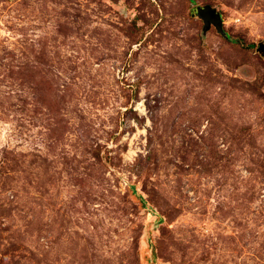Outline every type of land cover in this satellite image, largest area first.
I'll list each match as a JSON object with an SVG mask.
<instances>
[{
  "label": "rangeland",
  "instance_id": "374dc122",
  "mask_svg": "<svg viewBox=\"0 0 264 264\" xmlns=\"http://www.w3.org/2000/svg\"><path fill=\"white\" fill-rule=\"evenodd\" d=\"M0 264H264V0H0Z\"/></svg>",
  "mask_w": 264,
  "mask_h": 264
},
{
  "label": "water",
  "instance_id": "95a60500",
  "mask_svg": "<svg viewBox=\"0 0 264 264\" xmlns=\"http://www.w3.org/2000/svg\"><path fill=\"white\" fill-rule=\"evenodd\" d=\"M197 14L206 22V27L209 26L211 21L219 27L221 24V17L217 10L211 5H203L197 7ZM262 49V48H260Z\"/></svg>",
  "mask_w": 264,
  "mask_h": 264
}]
</instances>
